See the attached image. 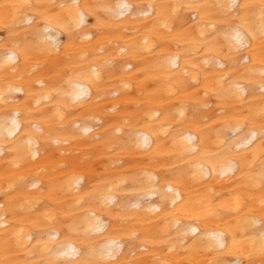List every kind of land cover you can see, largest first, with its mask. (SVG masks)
<instances>
[{
  "label": "bare ground",
  "instance_id": "obj_1",
  "mask_svg": "<svg viewBox=\"0 0 264 264\" xmlns=\"http://www.w3.org/2000/svg\"><path fill=\"white\" fill-rule=\"evenodd\" d=\"M0 264H264V0H0Z\"/></svg>",
  "mask_w": 264,
  "mask_h": 264
}]
</instances>
